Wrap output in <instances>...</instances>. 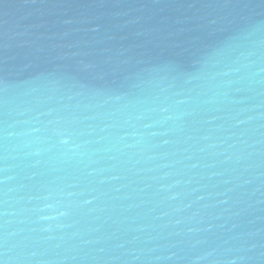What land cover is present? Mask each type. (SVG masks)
<instances>
[{
    "label": "water",
    "instance_id": "1",
    "mask_svg": "<svg viewBox=\"0 0 264 264\" xmlns=\"http://www.w3.org/2000/svg\"><path fill=\"white\" fill-rule=\"evenodd\" d=\"M0 264H264V0H0Z\"/></svg>",
    "mask_w": 264,
    "mask_h": 264
}]
</instances>
